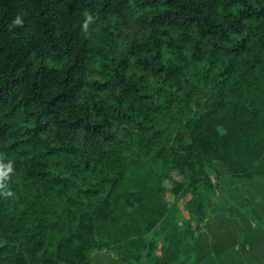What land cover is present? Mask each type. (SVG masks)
Here are the masks:
<instances>
[{
  "label": "trees",
  "instance_id": "1",
  "mask_svg": "<svg viewBox=\"0 0 264 264\" xmlns=\"http://www.w3.org/2000/svg\"><path fill=\"white\" fill-rule=\"evenodd\" d=\"M197 156L264 182V0H0V264H178Z\"/></svg>",
  "mask_w": 264,
  "mask_h": 264
},
{
  "label": "crops",
  "instance_id": "2",
  "mask_svg": "<svg viewBox=\"0 0 264 264\" xmlns=\"http://www.w3.org/2000/svg\"><path fill=\"white\" fill-rule=\"evenodd\" d=\"M210 170L217 183V211L196 239L183 245L178 264H264V182L259 177L233 178L227 171L215 175ZM220 189L239 200H225L228 210L222 213ZM91 264L127 263L112 251L100 249L91 252Z\"/></svg>",
  "mask_w": 264,
  "mask_h": 264
},
{
  "label": "rangeland",
  "instance_id": "3",
  "mask_svg": "<svg viewBox=\"0 0 264 264\" xmlns=\"http://www.w3.org/2000/svg\"><path fill=\"white\" fill-rule=\"evenodd\" d=\"M198 158H202V157H199V156H197ZM203 159V161H204V163H205V165H206V168L207 169H209V171L211 172V170L210 169H213V170H215L213 173L215 174V175H218L220 172H223V171H227V169H226V167L223 165V164H221L220 162H217V161H213V160H211V159H207V158H202ZM220 177V176H219ZM211 178H212V180H214L215 181V177L213 176V174H212V172H211ZM234 178V177H233ZM227 188L225 187V190H226ZM224 190V191H225ZM223 192H221V189H220V196H219V200H220V202H219V210H220V212L222 213L223 211H227L228 210V207H227V205H228V202L230 201V199H232L231 197H229V195L228 194H222ZM218 196V195H217ZM216 196V200L218 199V197ZM168 198L170 199V200H173V197L171 196V195H168ZM225 200H228V202H227V204H225L224 205V201ZM233 200V203H237V201H239V200H236V199H232ZM234 205V204H233ZM229 206H231V204H229ZM218 208V207H217ZM187 212L183 209L182 210V213H181V220H185L186 218H187Z\"/></svg>",
  "mask_w": 264,
  "mask_h": 264
},
{
  "label": "clouds",
  "instance_id": "4",
  "mask_svg": "<svg viewBox=\"0 0 264 264\" xmlns=\"http://www.w3.org/2000/svg\"><path fill=\"white\" fill-rule=\"evenodd\" d=\"M91 19V17H89V20ZM17 23H20L21 21L19 20V18H17ZM12 171V167H11V163H9L5 168H0V178H4L6 177L9 173H11Z\"/></svg>",
  "mask_w": 264,
  "mask_h": 264
}]
</instances>
